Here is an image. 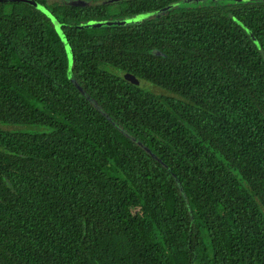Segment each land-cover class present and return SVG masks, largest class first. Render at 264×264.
Instances as JSON below:
<instances>
[{
    "label": "trees",
    "instance_id": "1",
    "mask_svg": "<svg viewBox=\"0 0 264 264\" xmlns=\"http://www.w3.org/2000/svg\"><path fill=\"white\" fill-rule=\"evenodd\" d=\"M36 1L61 31L0 1V264H264V1Z\"/></svg>",
    "mask_w": 264,
    "mask_h": 264
},
{
    "label": "rangeland",
    "instance_id": "2",
    "mask_svg": "<svg viewBox=\"0 0 264 264\" xmlns=\"http://www.w3.org/2000/svg\"><path fill=\"white\" fill-rule=\"evenodd\" d=\"M257 1H264V0H177V4L180 6H186V7H196V6H199L202 4H208V3H212L216 5H226V4H239V3H245V2H257ZM118 74L120 76H123L125 79H127L130 83H133L134 85L143 86L146 89L151 87L153 91L159 92V89L152 87L151 84L149 83L147 84L146 81L136 76L129 75L122 71H119Z\"/></svg>",
    "mask_w": 264,
    "mask_h": 264
},
{
    "label": "water",
    "instance_id": "3",
    "mask_svg": "<svg viewBox=\"0 0 264 264\" xmlns=\"http://www.w3.org/2000/svg\"><path fill=\"white\" fill-rule=\"evenodd\" d=\"M0 1H21V2H26L29 4L34 5L35 7L40 8L43 12H45L46 14H48L52 20L54 21L57 29L59 31H61L60 29V23L56 20V18L44 7L42 6L39 2H37L36 0H0ZM102 23H91V24H86L88 26H96V25H101ZM86 25H82V26H86ZM62 38L65 39V37L62 35ZM65 47L67 50V54H68V58H69V64L72 63V57H71V51H70V46L67 42H65ZM128 74V73H127ZM130 75V74H129ZM127 76V75H126Z\"/></svg>",
    "mask_w": 264,
    "mask_h": 264
}]
</instances>
